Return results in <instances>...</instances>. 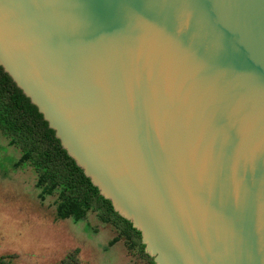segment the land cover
<instances>
[{
  "label": "water",
  "instance_id": "obj_1",
  "mask_svg": "<svg viewBox=\"0 0 264 264\" xmlns=\"http://www.w3.org/2000/svg\"><path fill=\"white\" fill-rule=\"evenodd\" d=\"M0 45L47 104L0 56L4 72L155 264L140 216L50 110L176 263L264 264V0H0Z\"/></svg>",
  "mask_w": 264,
  "mask_h": 264
},
{
  "label": "rangeland",
  "instance_id": "obj_2",
  "mask_svg": "<svg viewBox=\"0 0 264 264\" xmlns=\"http://www.w3.org/2000/svg\"><path fill=\"white\" fill-rule=\"evenodd\" d=\"M125 243L93 212L80 219L69 215L58 190L38 180L20 150L0 134V257L56 264L78 249L80 264H148Z\"/></svg>",
  "mask_w": 264,
  "mask_h": 264
},
{
  "label": "trees",
  "instance_id": "obj_3",
  "mask_svg": "<svg viewBox=\"0 0 264 264\" xmlns=\"http://www.w3.org/2000/svg\"><path fill=\"white\" fill-rule=\"evenodd\" d=\"M0 134L20 150L23 160L33 169L38 180L58 190L69 215L80 219L86 210L93 212L100 222L111 225L123 236L128 250L138 252L148 264H155L145 252L141 233L99 193L61 147L37 107L1 66ZM78 254L76 249L56 264H80ZM12 258L14 256H1L0 264H14Z\"/></svg>",
  "mask_w": 264,
  "mask_h": 264
},
{
  "label": "bare ground",
  "instance_id": "obj_4",
  "mask_svg": "<svg viewBox=\"0 0 264 264\" xmlns=\"http://www.w3.org/2000/svg\"><path fill=\"white\" fill-rule=\"evenodd\" d=\"M0 56L5 60V63L7 66L15 71V75L20 80L22 84H25L33 93L36 91L38 95H40V98L45 104H47L39 91L36 89V87L33 85V83L30 81L28 76L25 74V72L22 70L20 65L17 63V61L14 59V57L11 55V53L8 51V49H4L2 45H0ZM34 91H33V90ZM35 94V93H34ZM36 95V94H35ZM37 96V95H36ZM50 113H52L51 117L52 122L55 125L59 126V130L63 136V140L67 146V148L77 157L78 161L83 164L97 179L98 181L105 187V189L109 192V194L114 197L117 201H119L121 204L126 206L127 208H130L131 211L134 212V214L140 216L142 227L144 229V232L146 234V238L151 246V248L160 254L162 257L163 264H178L176 263L174 257H171L168 254V250L166 248V238L164 235L160 232V230L157 228V226L154 224V222L151 220L143 206L135 201H133L128 194L123 190V184L117 179V178H110L106 180L103 175L100 173V171L97 169V167L93 164V162L90 160V158L86 155L85 152L81 151V147L77 146L74 143V137L70 138L68 136L69 131L65 130L63 127V123L59 122L57 118L55 117L56 113L50 110ZM164 241V242H163ZM165 243V244H164Z\"/></svg>",
  "mask_w": 264,
  "mask_h": 264
}]
</instances>
